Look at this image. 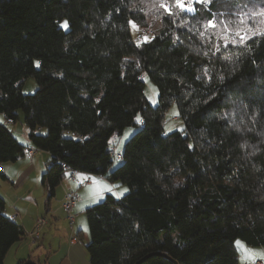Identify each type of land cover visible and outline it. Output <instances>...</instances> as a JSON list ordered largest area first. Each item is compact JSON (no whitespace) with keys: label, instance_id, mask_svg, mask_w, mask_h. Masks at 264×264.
Returning <instances> with one entry per match:
<instances>
[{"label":"trees","instance_id":"trees-1","mask_svg":"<svg viewBox=\"0 0 264 264\" xmlns=\"http://www.w3.org/2000/svg\"><path fill=\"white\" fill-rule=\"evenodd\" d=\"M192 1L138 43L139 0H0V164L24 157L6 127L22 109L30 146L50 154L46 211L70 169L127 186L86 208L89 264H238L236 239L264 247V35L214 41L207 22L236 0ZM173 103L183 128L165 132ZM137 116L110 171V140ZM4 207L0 196V264L24 234Z\"/></svg>","mask_w":264,"mask_h":264},{"label":"crops","instance_id":"crops-1","mask_svg":"<svg viewBox=\"0 0 264 264\" xmlns=\"http://www.w3.org/2000/svg\"><path fill=\"white\" fill-rule=\"evenodd\" d=\"M1 117L3 118V115ZM12 124L14 123L10 125ZM17 130L16 126L14 130L10 131L21 144H26L27 141L30 144L26 127H24L22 139L15 134ZM49 158L48 152L41 151L31 159L20 157L14 162L0 164V196L5 201L4 214L9 219L21 224L24 230L21 238L7 251L4 262L12 250L14 264L26 261L37 264H89L88 253L84 246V232L87 230L86 208L101 201L108 192L114 193L118 197L121 196L120 193L124 188L117 187L116 182H110L107 174L99 176L78 172L77 182L69 180L67 175L62 179L55 188L54 197L46 211L45 202L48 193L41 179ZM114 166L115 164H112L110 170ZM87 177L91 178L89 184L85 183ZM70 189H76L80 196V201L74 209L75 220L73 223V229L80 239L79 243L69 241L70 227L67 226V219L65 221L61 218L62 214L65 217L61 202L65 192ZM42 207L43 213L40 212ZM41 216L45 218V223L40 229V236L32 239L30 232L36 218ZM60 230L65 233L66 238L64 240L59 238L55 249L53 247L54 238L58 235L57 231ZM257 259H262L264 262V248H257L248 253L241 250L237 254L238 264H253Z\"/></svg>","mask_w":264,"mask_h":264},{"label":"rangeland","instance_id":"rangeland-1","mask_svg":"<svg viewBox=\"0 0 264 264\" xmlns=\"http://www.w3.org/2000/svg\"><path fill=\"white\" fill-rule=\"evenodd\" d=\"M142 4L145 5V12L147 15V24L144 27H136V30L131 28V33L133 38L140 42L143 40V37H149L151 34L155 32V30L159 27L161 17L164 15V9L160 6L161 3H166L169 6H171L172 12L175 13V15L180 14L182 12H188V11H181L179 8L174 6L173 0H139ZM209 3H211V0H208ZM186 3H192L190 0L186 1ZM192 6V5H191ZM201 6V5H200ZM193 7V6H192ZM205 8L204 6H202ZM261 8H264V0H236V5L232 9H227L226 12L221 14L220 22L216 21L217 27L211 28L207 31V35L210 39L217 41L221 39V34L224 32V24L222 22H227L228 26L232 29V32H230L228 35L233 38L239 40V37L236 36V30L241 29L242 33L247 32L248 28H251L252 30H256L259 28H264V18H261L259 16L253 17L252 13L259 11ZM242 18H247V24H241L240 20ZM217 20V19H215ZM65 21H62L61 26L63 25ZM63 27V26H62ZM65 28V27H63ZM212 36V37H211ZM142 81L144 82V94L150 105L155 106L158 102V91L156 86L149 80L146 74L143 75ZM37 85L35 82V79L33 77H27L23 80L22 84V92L24 94H30L33 93L36 89ZM19 115V120L14 122V124L10 125L8 124L6 127L8 130L13 129L14 127H18L17 132L15 134L22 139L23 131H24V123H23V110L19 109L17 111ZM2 114H0V122H3V118L1 117ZM139 117V116H137ZM137 117L135 119V125H129L120 135H114L111 140L110 144H114L115 148H117L120 153L122 152V149L125 145V143L128 141V139L141 128V122L137 121ZM183 128V122L178 117V110L176 107V104L173 103L170 108L165 113V123H164V131L165 132H171L173 130H181ZM45 131V129H44ZM44 131H42L44 133ZM28 142V141H27ZM23 144L24 146H30L29 143ZM113 146V145H111ZM41 151H37V153H40ZM43 152V151H42ZM122 163V159L114 157L113 158V164H115L114 168H116L118 165ZM111 171V170H110ZM108 171V173L110 172ZM117 183V182H116ZM123 187L124 189H127V186L125 184L117 183V187ZM128 190V189H127ZM126 192H123L121 194L124 195ZM41 213H43V207L40 210ZM62 219H66L63 214L61 215ZM86 218V213H85ZM66 221V220H65ZM17 222V221H15ZM67 226L69 225L68 221ZM50 227L49 225L47 226ZM60 229V228H58ZM58 235L54 238L53 247L56 249L58 242L57 240L61 238L64 240L66 238L65 233H62V230L57 231ZM84 245H86L89 242V230L87 227V230L84 232ZM87 235V238H86ZM47 243V242H46ZM235 247L237 249V253H239L241 250L248 253L254 249L257 248H264L261 246H249L245 244L241 239L235 240ZM89 259V255H88ZM6 262V263H5ZM3 264H14L13 258H12V250L8 253L6 257V261ZM32 262V261H31Z\"/></svg>","mask_w":264,"mask_h":264},{"label":"built area","instance_id":"built-area-1","mask_svg":"<svg viewBox=\"0 0 264 264\" xmlns=\"http://www.w3.org/2000/svg\"><path fill=\"white\" fill-rule=\"evenodd\" d=\"M186 1H188V0H186ZM190 1L193 2L192 0H190ZM198 4L201 6H204V4H205L206 9L210 6L209 1L207 3L199 2ZM6 123L10 124L11 122L8 120V121H6ZM37 151L38 150L35 147L27 146L23 149V156L25 158L31 159L32 157L35 156ZM110 154L113 158L114 157H117V158L121 157V153L119 151H117L115 146L111 147ZM64 168L67 169L68 167L64 165ZM77 173H78V170H75V169L71 170L70 169L68 171L67 178L69 180L77 182L78 181L77 176H76ZM99 176H102V175H99ZM90 182H91V178L87 177L85 180V183L89 184ZM79 201H80V196H79L77 190L76 189H70V190H67L65 192L63 200L61 202V207L65 213V217H66V219L69 223V227H70L69 241L71 243H79L80 242L79 237L77 236V234L75 233V231L73 229V223L75 220L74 209H75V207ZM44 223H45L44 217L41 216V217L36 218L34 227H33L32 231L30 232V237L32 239H36L40 236V229L42 228ZM245 264H247V263H245ZM253 264H264V262L262 259H257V260H255V262Z\"/></svg>","mask_w":264,"mask_h":264},{"label":"snow or ice","instance_id":"snow-or-ice-1","mask_svg":"<svg viewBox=\"0 0 264 264\" xmlns=\"http://www.w3.org/2000/svg\"><path fill=\"white\" fill-rule=\"evenodd\" d=\"M197 3L199 2H205L207 3L208 0H196ZM173 3H174V6L179 8L181 11H188V12H192V11H195V9L191 6L190 3H186V0H173ZM164 11L166 13H168L169 15L172 14V10H171V6H169L168 4L166 3H161L160 5ZM252 16L253 17H261V18H264V8H261L259 11L257 12H253L252 13ZM264 22V21H262ZM224 24V32L221 34V39L223 40L224 42V45L227 46V44L229 42H231L232 44H236V43H241L243 44L247 39L250 38V36H255V35H264V28H257L256 30H252L251 28H248L247 32H243L242 33V30L241 29H237L236 30V36L239 37V40L237 39H233L231 38L228 34L230 32H232V29L228 26V23L227 22H222ZM240 23L241 24H247V18H242L240 20ZM129 24L130 26L136 30V25L133 21H129ZM63 27L67 28L68 27V22L65 21L62 25ZM206 27H209V28H216L217 27V24H216V21L215 19L213 20H209L207 22V25ZM203 35V33H202ZM143 40L145 42H147L149 40V37H143ZM139 43V42H138ZM217 50H219V46H217ZM137 121L139 122V117H137ZM191 147V146H190ZM127 189H123L122 192L120 194H122L123 192H126Z\"/></svg>","mask_w":264,"mask_h":264}]
</instances>
